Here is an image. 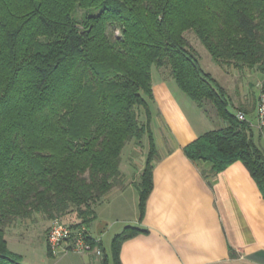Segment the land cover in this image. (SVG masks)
Returning <instances> with one entry per match:
<instances>
[{
	"label": "trees",
	"instance_id": "obj_1",
	"mask_svg": "<svg viewBox=\"0 0 264 264\" xmlns=\"http://www.w3.org/2000/svg\"><path fill=\"white\" fill-rule=\"evenodd\" d=\"M189 30L225 73H264V0H0V264H25L7 233L36 214L75 215L73 225L91 229L97 204L123 186L127 143L148 135L137 183L143 218L158 153L154 67L226 122L186 154L213 174L242 161L264 194V149L228 87L203 68ZM146 231L125 226L110 254L95 241L102 263L122 264L123 242Z\"/></svg>",
	"mask_w": 264,
	"mask_h": 264
},
{
	"label": "crops",
	"instance_id": "obj_2",
	"mask_svg": "<svg viewBox=\"0 0 264 264\" xmlns=\"http://www.w3.org/2000/svg\"><path fill=\"white\" fill-rule=\"evenodd\" d=\"M223 73L234 78V107L256 123L264 73L247 70L243 78L239 71ZM174 84L153 77L152 129L158 153L143 218L140 220L139 173L131 172L138 166L131 154L123 171V186L110 193L112 212L124 218L119 232L127 225L147 229L123 242L121 263L264 264V194L242 161L213 174L211 164L186 154L187 144L226 122L211 102L205 101L201 107ZM253 128L255 140L264 149V129ZM50 223L47 220L44 227L46 246ZM92 234L103 242V234ZM50 257L55 259L49 264H103V255L93 252Z\"/></svg>",
	"mask_w": 264,
	"mask_h": 264
},
{
	"label": "rangeland",
	"instance_id": "obj_3",
	"mask_svg": "<svg viewBox=\"0 0 264 264\" xmlns=\"http://www.w3.org/2000/svg\"><path fill=\"white\" fill-rule=\"evenodd\" d=\"M187 37L191 41V44L194 46V48L198 51L203 68L206 71L211 72L221 83L225 84L228 87L229 94L235 100V87H233L234 78H232L231 76H227L223 73L221 66L213 60L206 47L202 44L200 39L193 33V31H187ZM167 70L168 69L166 67H154V79L160 76L162 78H166L168 81H170V83L175 85L174 83L176 82L174 78L170 75V72H168L169 70ZM153 103L154 101L152 102V105ZM230 108L232 111H235V108L232 105ZM207 116L211 117L212 115L208 112ZM141 117L142 119L146 118L144 112H142ZM149 150L150 140L148 135H145L144 140L141 144L135 140L129 141L126 147L124 148L122 154V171H124L128 166V161H130V159H128V156L131 154L132 156H134L133 158L135 159L133 163L138 166V170L135 169L131 172L135 173V171H138L140 180V174L143 168L145 167ZM110 197L111 195H108L105 200L97 204L96 210L98 211V217L91 225V229L94 234H103V244L108 254L111 253L112 239L114 235L119 232L118 230H120V222L124 219L123 217H119L118 215H116L115 212H112V207L110 204L111 201L109 202ZM74 217L75 215H69L66 217V221L70 222V220L74 219ZM47 220L50 219L44 218L41 214H36V218L34 220L18 221L15 227L10 228L8 230L7 236L9 240V246L13 251L22 255L23 262L25 264H49L50 260L55 259L48 255L47 246L44 238V230L46 228L45 224L47 223ZM116 220H119L117 224H115ZM113 222L114 224H112Z\"/></svg>",
	"mask_w": 264,
	"mask_h": 264
},
{
	"label": "built area",
	"instance_id": "obj_4",
	"mask_svg": "<svg viewBox=\"0 0 264 264\" xmlns=\"http://www.w3.org/2000/svg\"><path fill=\"white\" fill-rule=\"evenodd\" d=\"M238 116L241 120H248L252 127L256 126L264 129V84L261 86L257 101V122L254 123L243 112H239ZM100 240V238L92 234L91 229L86 224L73 225L60 218H54L48 228L47 252L56 257L70 252H93L101 255V246L95 244V241L98 242Z\"/></svg>",
	"mask_w": 264,
	"mask_h": 264
}]
</instances>
